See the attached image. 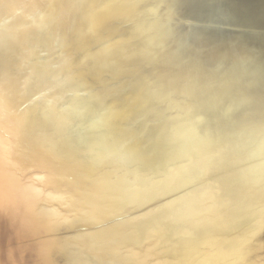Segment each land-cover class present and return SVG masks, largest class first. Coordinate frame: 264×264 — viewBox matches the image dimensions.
Segmentation results:
<instances>
[{
    "label": "bare ground",
    "instance_id": "obj_1",
    "mask_svg": "<svg viewBox=\"0 0 264 264\" xmlns=\"http://www.w3.org/2000/svg\"><path fill=\"white\" fill-rule=\"evenodd\" d=\"M142 1L0 0V264H264V0Z\"/></svg>",
    "mask_w": 264,
    "mask_h": 264
},
{
    "label": "water",
    "instance_id": "obj_2",
    "mask_svg": "<svg viewBox=\"0 0 264 264\" xmlns=\"http://www.w3.org/2000/svg\"><path fill=\"white\" fill-rule=\"evenodd\" d=\"M148 1H153V0H148ZM144 2H146V1L144 0L140 3L143 4ZM197 4L198 5H196V6H199L200 9L203 7V3L201 4L199 2ZM176 8H177V4L173 3V5H171L170 9L168 10L169 13L172 14V18H169L167 16L168 14H166L167 13L166 3L163 1L157 7L152 8L150 11V13L154 14V15H159V14L163 15V19L164 18L167 19L166 17H168L167 20H163V22L161 21L162 24L158 27L159 35L157 36V38H155V40L157 39V41L161 40V42H159V49L163 52L168 47L169 42H166L168 40H171V39L178 40V42H180L181 48H183V47H193L194 45H197L196 43H197L198 39L200 38L197 36L199 29L196 28V23L199 22V19L197 21V19H196L197 17H195L196 16L195 13L194 12L192 13L191 11H187L186 9H185V11H182V13L181 12L179 13V12H176ZM200 9H198V7H197V10H200ZM198 12H200V11H198ZM211 14H212V12L209 13V16ZM197 16H199V15H197ZM185 18H187L188 21H186ZM184 19H185V21H184ZM201 20L206 21V19H201ZM209 20H212V19H209ZM214 22H216V20ZM210 24L212 26V23L207 21L205 23H202V25H204V26H201V27H203L206 30L208 26H209L208 29L211 28ZM215 25L222 27V25L218 24V23H215ZM222 32H225L227 34H231L230 36L234 37L233 33H230L231 30L229 28L224 27L222 29ZM237 32H239V31H237ZM117 39L118 38H115L112 43L116 44ZM219 39H221V38H219ZM217 42H218V38H217ZM217 42H216V44H217ZM216 44H215V46H216ZM203 45H204V47H203L204 52L207 50L210 51L213 48L212 41H210V40H207V41L203 40ZM109 83H111V82H109ZM160 199H163V198H160ZM165 199H166V197L163 200H165ZM149 205H151V204H148V206ZM148 206L146 205L145 207L140 209V211H138V212L139 213H146L150 209V207H148ZM136 214H138V213H136ZM136 214L135 213L131 214V217L136 215ZM127 217H128V215L124 214L122 217H116V218L112 219L111 221L114 222V221H118V220H123V219H126ZM102 225L103 224H98L97 227H100ZM148 241H150V240H148Z\"/></svg>",
    "mask_w": 264,
    "mask_h": 264
}]
</instances>
